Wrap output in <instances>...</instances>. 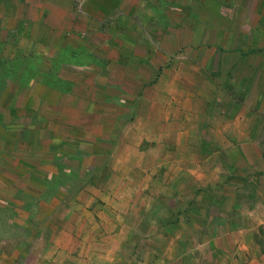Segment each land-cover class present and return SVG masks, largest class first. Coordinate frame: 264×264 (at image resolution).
<instances>
[{
    "label": "rangeland",
    "instance_id": "1",
    "mask_svg": "<svg viewBox=\"0 0 264 264\" xmlns=\"http://www.w3.org/2000/svg\"><path fill=\"white\" fill-rule=\"evenodd\" d=\"M0 111V264H264V0H0Z\"/></svg>",
    "mask_w": 264,
    "mask_h": 264
},
{
    "label": "trees",
    "instance_id": "2",
    "mask_svg": "<svg viewBox=\"0 0 264 264\" xmlns=\"http://www.w3.org/2000/svg\"><path fill=\"white\" fill-rule=\"evenodd\" d=\"M25 73H27V72H23L22 74H21V76H20V78H23V75H25ZM57 75L58 74H53V81H54V79H58L59 81H60V78L59 77H57ZM63 83V82H62ZM62 86H66L67 84L66 83H63V84H61ZM69 90H70V88H67V87H65V88H63V89H60V91L62 92V93H67V92H69ZM20 90H16V92H19ZM14 98V95H12V96H10L9 97V102L7 103L8 105L7 106H1V107H3V108H5L6 109V111L7 110H9V111H12V110H14V107H13V105H12V103H11V101H12V99ZM25 108V109H24ZM23 109H24V111L26 110V114L24 115V117H23V120H27L30 116H27V114H32V116H35V117H38V118H42V116H43V113H39L38 112V110L37 109H34V108H29L28 106H25ZM1 112V111H0ZM0 115H1V113H0ZM21 125H22V127H21V130H24V129H27V128H29V129H31V127L29 126V125H25V124H23V123H20ZM15 126H14V124H11V123H9V124H7V125H4V130L5 131H7V130H11V129H13ZM55 139L56 138H54V137H52L51 138V142H54L55 143ZM55 145V144H54ZM54 145H52V147H54ZM56 161V163H57V160H55ZM57 166V165H56ZM59 170H61L60 168H58L57 167V172L60 174L61 172L59 171ZM52 177H55V175H52ZM57 177V176H56ZM48 182L49 181H46V186L48 185ZM41 189V188H40Z\"/></svg>",
    "mask_w": 264,
    "mask_h": 264
},
{
    "label": "crops",
    "instance_id": "3",
    "mask_svg": "<svg viewBox=\"0 0 264 264\" xmlns=\"http://www.w3.org/2000/svg\"><path fill=\"white\" fill-rule=\"evenodd\" d=\"M156 84L158 83L156 82V83L150 84L149 86L144 87L140 95L137 96V105H136L137 113H139L144 103H149L150 106L157 105L158 103H160L159 105L162 108L164 107V103L161 102L160 98H158V95H157L158 94L157 92L161 90L160 89L161 86H158ZM139 118H141V115L138 116L134 121H138ZM127 127L128 125L126 124V122H124L122 125V130L120 131V134H122V132L123 134H126Z\"/></svg>",
    "mask_w": 264,
    "mask_h": 264
}]
</instances>
